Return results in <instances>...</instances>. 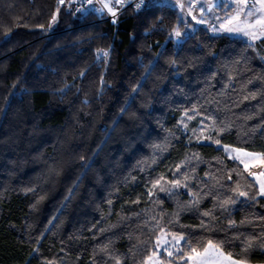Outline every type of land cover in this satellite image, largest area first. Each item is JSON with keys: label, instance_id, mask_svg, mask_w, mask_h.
Returning a JSON list of instances; mask_svg holds the SVG:
<instances>
[{"label": "trees", "instance_id": "obj_1", "mask_svg": "<svg viewBox=\"0 0 264 264\" xmlns=\"http://www.w3.org/2000/svg\"><path fill=\"white\" fill-rule=\"evenodd\" d=\"M217 140L264 154V37L0 0V264H145L160 232L183 237L170 264L209 242L264 264V195Z\"/></svg>", "mask_w": 264, "mask_h": 264}, {"label": "rangeland", "instance_id": "obj_2", "mask_svg": "<svg viewBox=\"0 0 264 264\" xmlns=\"http://www.w3.org/2000/svg\"><path fill=\"white\" fill-rule=\"evenodd\" d=\"M177 1L178 0H150L149 2L157 4L165 3L178 8L179 4L176 5ZM181 1H183V7H181L182 13L184 12L187 14L189 9V14L192 12L191 15L196 18V22L189 18L188 20H191L195 25L201 24V21L203 20V12H201L202 9L206 10L209 9L210 5L211 7L214 6L212 10L207 12L209 13L211 11L208 14L209 16H206L203 20L205 25H201L206 27L212 34L241 37L251 44L264 37V22H257L264 21V7L261 6L260 0H211V3L207 6L202 5V3L198 5L199 2H197V0ZM64 2L68 3L71 2V0H64ZM196 7L199 10L197 17L194 15ZM219 8H221L223 12H220ZM248 12H252L253 14L251 16H247L246 13ZM180 18L182 20H186V18L182 17V15H180ZM228 28H239L242 29V31L229 32L227 30ZM244 32L253 34L255 38H253V35H244ZM173 37L176 39L179 38V36H176L175 31L173 32ZM182 119V122L184 123L182 124V128L185 132L189 133V135H195V138L199 142L207 140L206 136L210 132V129L205 126L200 119L195 120L193 128H190L188 125L194 122L193 120L195 118L189 115H184ZM217 146L223 149L227 157L234 159L243 165V167L256 181L260 195H264L261 194L260 191V183L264 181V175H261L264 173V154L252 152L231 145L218 144ZM180 241L181 239L178 236L160 232L155 242L156 252L146 260L145 264H170L164 262L160 258V255L161 253H165L170 256L169 253L172 254V252L177 250ZM205 250L202 254H192V259H189V256L188 260L191 264H221L209 257L212 253H216L219 257H226L225 259H228L227 264H246L225 255L213 245H208Z\"/></svg>", "mask_w": 264, "mask_h": 264}, {"label": "built area", "instance_id": "obj_3", "mask_svg": "<svg viewBox=\"0 0 264 264\" xmlns=\"http://www.w3.org/2000/svg\"><path fill=\"white\" fill-rule=\"evenodd\" d=\"M149 1L150 0H91V2H89V0H71V3L74 13L84 14L94 12L102 15L104 19L116 20L125 9L140 10ZM105 3L114 6L113 11L116 13L115 16H113L107 8L103 7ZM137 5H139V7H137ZM92 9H95V11Z\"/></svg>", "mask_w": 264, "mask_h": 264}, {"label": "snow or ice", "instance_id": "obj_4", "mask_svg": "<svg viewBox=\"0 0 264 264\" xmlns=\"http://www.w3.org/2000/svg\"><path fill=\"white\" fill-rule=\"evenodd\" d=\"M64 2V0H60V3L62 4ZM89 2H91V0H89ZM260 3H261V6L262 7H264V0H260ZM103 7L104 8H107L108 9V11L109 12H111L112 13V15L113 16H115V11H113V7L114 6H110L108 3H105L104 5H103ZM137 7H139V5H137ZM181 7H183V5H181ZM58 10V9H57ZM79 10V9H78ZM93 11H95V9H92ZM253 13L252 12H248V13H246V15L247 16H251ZM55 19H56V17L55 16H53V22L55 21ZM115 22V21H114ZM258 23H262V22H264V21H257ZM229 32H233V31H242V29H239V28H228L227 29ZM175 34H176V36H180V32H179V30H175ZM244 35H253V34H251V33H248V32H244ZM253 38H255V36L253 35ZM108 56V52L107 51H101L100 52V54H99V56H98V58H100V57H104V58H106ZM216 143L217 144H219V140H217L216 141ZM237 151H239V150H237ZM261 175H264V173H262ZM230 178V177H229ZM176 183H178V181L176 182ZM161 190H163V189H161ZM260 191H261V194H264V181H262L261 183H260ZM240 195L241 196H245V195H247V193H245V192H240ZM208 213H205V215H207ZM180 239H183V237H180ZM209 244L211 245V242H209ZM190 247V251L192 252V253H194V254H197L198 255V253H196V249L195 248H193V247H191V246H189ZM179 251H183L182 249H180ZM205 251H207V250H205ZM169 255H171V253H169ZM189 259H192V257L190 256L189 257Z\"/></svg>", "mask_w": 264, "mask_h": 264}, {"label": "crops", "instance_id": "obj_5", "mask_svg": "<svg viewBox=\"0 0 264 264\" xmlns=\"http://www.w3.org/2000/svg\"><path fill=\"white\" fill-rule=\"evenodd\" d=\"M197 2H199L198 3V5H200V3H202V5H208L209 3H211V0H197ZM182 3H183V1H181V0H178L177 1V3H176V5H178L179 4V7L177 8L178 10H179V12H180V15H182V17H184V18H186V19H191L192 21H195V19L196 18H194V17H192V12H191V14H189V9H188V13L187 14H185L184 12L182 13V9H181V5H182ZM214 8V6L213 7H211V5L209 6V9H206V10H203L202 9V11L201 12H203V20L206 18V16L208 17L209 15V13L211 12H209V13H207L209 10H212ZM201 10V9H200ZM198 9H197V7L195 8V12H194V15L197 17V13H198ZM203 20L201 21V24H197V25H205L204 24V22H203ZM196 22V21H195ZM202 22H203V24H202ZM204 252V251H203ZM203 252H201L200 254H202ZM192 257V256H191ZM209 257H211L212 259H214V260H216L217 262H219V263H221V264H227V261H228V259H225L224 258V256L223 257H219L216 253H212V254H210L209 255ZM230 260V259H229ZM189 261V260H188ZM230 262V261H229ZM189 264H191V262L189 261Z\"/></svg>", "mask_w": 264, "mask_h": 264}]
</instances>
